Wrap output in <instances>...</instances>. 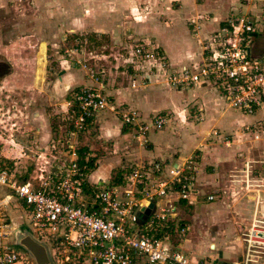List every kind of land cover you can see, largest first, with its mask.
Instances as JSON below:
<instances>
[{
  "label": "built area",
  "instance_id": "2783aa9c",
  "mask_svg": "<svg viewBox=\"0 0 264 264\" xmlns=\"http://www.w3.org/2000/svg\"><path fill=\"white\" fill-rule=\"evenodd\" d=\"M257 6L264 12V0ZM263 16L250 11L227 15L201 40L194 63L171 66L157 45L140 40L117 48L112 67L120 68L132 88L163 83L181 91L208 85L226 107L252 115L264 107V46L256 54L251 51L254 37L264 32L260 30L264 29ZM83 67L93 84L102 83L105 70ZM99 88L82 85L66 99L69 127L48 143L46 156L53 164L45 160V177L41 174L44 169H39L40 174L30 181L15 168L0 165V264H35L14 244L16 228L9 225L6 215L9 205L20 209L26 218L24 228L46 244L52 264H216L193 258L172 244L171 235H184L187 229L178 223L175 202L197 195L193 185L197 163L191 157L179 164L150 160L125 165L118 182L112 176L99 183L88 180L93 160L81 150L77 138L100 113L114 115L123 127L139 135L166 122V114L161 112L141 119L136 110L114 103L103 94L102 85ZM263 126L264 117L243 126L241 132L255 140ZM237 171L230 181L251 190L254 208L241 237L244 251L233 264H257L264 257V221L262 214L257 215L260 192L264 195V150L244 161ZM200 195L207 201L215 198L214 193ZM162 197L167 202L157 212L155 198ZM150 202L153 207L142 222L137 211ZM169 223H174L171 231Z\"/></svg>",
  "mask_w": 264,
  "mask_h": 264
},
{
  "label": "rangeland",
  "instance_id": "374dc122",
  "mask_svg": "<svg viewBox=\"0 0 264 264\" xmlns=\"http://www.w3.org/2000/svg\"><path fill=\"white\" fill-rule=\"evenodd\" d=\"M179 1L86 0L82 13L88 22L84 24L85 28L80 30L82 26L76 20L80 15H66L63 12V0H0V60L7 59L13 66L12 74L0 78V164L15 168L30 181H33L32 177L40 174L39 169H44L41 174L45 177L48 173L45 160L50 164L53 162L46 153L44 156L36 155L42 150H37L36 147L38 142L35 124L46 121L52 135L58 132L59 128L68 129L69 115L65 101L70 98L74 89L82 86L73 84L71 79L76 75L89 78L83 67L89 65L92 70H105L103 82L107 79L112 83L115 78L112 67L115 62L112 58L115 50L128 42L133 44L143 38L154 41V26L157 27L159 23L163 25L162 17L165 14L161 11H165L167 5L170 9H178L180 4H183ZM234 1L238 5L255 4L254 8H257L258 0ZM259 10L258 8L257 12ZM246 11L242 8L238 13ZM168 13L172 15L176 12ZM261 15L263 16L264 12L261 11ZM260 30L263 31V27ZM200 42L197 41L196 44L198 53ZM59 71L63 73L58 75ZM65 73L66 76L62 78ZM3 88L12 89L15 93L3 91ZM191 110V115L196 116V109ZM125 137L115 139L117 147H122L126 141L132 140L128 134ZM209 141L210 138L206 137L204 143ZM250 142L244 137L242 144L249 146L248 152L242 153V158L241 152L236 150L232 160L225 167L209 164L207 154L203 160H200V155L195 152L191 155L194 161H202L203 174L214 173L213 178L218 179L213 186L211 178L206 177L203 180V191L215 190L217 197L214 200L220 201L223 204L222 210L234 218L238 236L236 241H241L242 233L250 223L254 194L250 189L240 188V183L231 182L230 179L231 174H238L237 170L242 161L244 163L247 157L256 158V152L252 151L254 145ZM235 143L241 144L240 141ZM252 167H259V164L252 163ZM233 168L235 169L229 172ZM111 176L113 177V174ZM208 180L212 186L207 183ZM260 196L257 215L262 214L261 219L264 221V195L260 192ZM155 199L158 202V212L162 201L160 198ZM198 199L201 200L199 203H209L204 199V195ZM6 210L10 226L16 230L26 227V218L20 209L9 205ZM192 214L194 213L191 208V211L182 215L183 219L178 217V223L187 228L185 234L192 231V235L194 232H202V235L207 236L209 223H205L202 218L195 219ZM175 233L171 235L173 240L176 238Z\"/></svg>",
  "mask_w": 264,
  "mask_h": 264
},
{
  "label": "crops",
  "instance_id": "0c3cea01",
  "mask_svg": "<svg viewBox=\"0 0 264 264\" xmlns=\"http://www.w3.org/2000/svg\"><path fill=\"white\" fill-rule=\"evenodd\" d=\"M179 2L183 4H180L178 9H170L167 5L165 11H161L166 16L162 17L163 25L159 23V27L154 26L156 28L153 30L154 41L150 40L165 54L171 66L194 63L199 54L197 41L200 42L210 32L216 30L231 10L235 13L243 8L252 14H261L260 10L257 12L258 6L254 8L251 3L239 2L238 5L234 0H180ZM85 5L86 0H63L62 3L66 15L70 13L80 15L76 19L82 26L80 30H83L84 24L88 22L82 13ZM168 12L176 13L171 15ZM189 22L194 24L190 25ZM140 40H149V38ZM263 46L264 32H259L251 43L252 53H258ZM119 69H114L115 78L112 79V83L107 79L103 82L104 77H102L101 84H93L84 75H76L71 80L75 85L92 84L98 88L102 85L101 91L108 99L136 110L141 119H148L154 113L161 112L166 114V122L159 129H150L144 135H139L132 129L123 127L114 115L108 112L100 113L87 130L77 138L81 150L87 152L93 160L92 168L88 173L90 182L106 181L117 169L128 164H140L150 160L179 164L191 157L193 152L200 155V160H203L207 154L209 157L207 162L212 166L219 164L225 167L232 160L236 150L241 152L242 158V153L248 152L249 146L242 144L244 137L254 145L252 151L257 155L264 150V130L255 140L241 132L243 126L253 125L264 117V107L252 115H242L226 107L217 92L205 84L181 91L163 83L139 84L132 88L128 86V78L120 74ZM66 74H62L61 77H65ZM191 109H196L194 112L196 116L191 115L193 112ZM262 128L264 129V126ZM61 129L59 128L58 132ZM36 132L38 142L36 147L37 150H42L36 155L40 156L48 153V143L58 132L52 135L46 121L38 122ZM127 134L132 140L126 141L122 147H117L115 139L126 138ZM206 137L211 141L204 143ZM238 141L242 145L235 143ZM16 158L19 160L18 157ZM201 162L199 160L196 162L197 170L193 184L197 190L195 199L190 197L189 201L175 202V212L179 218H182V215L192 208L194 213L192 217L202 218L205 223H209L208 235L204 236L202 232H194L192 235V231L184 235L176 234L172 244L193 258L208 259L216 264H233L240 260L244 251V242L241 238V241H236L238 236L235 232L234 218L222 210L223 204L220 201L214 200L217 197L215 190L203 191V180L206 177L211 178L213 186L218 179L213 178L214 173L203 174ZM242 163L243 161L241 166ZM234 169H230L229 172ZM207 183L210 184L209 180ZM202 193H214L215 198L207 204L199 203L201 200L198 198ZM160 200L161 206L167 202L164 197ZM257 264H264V257Z\"/></svg>",
  "mask_w": 264,
  "mask_h": 264
},
{
  "label": "water",
  "instance_id": "95a60500",
  "mask_svg": "<svg viewBox=\"0 0 264 264\" xmlns=\"http://www.w3.org/2000/svg\"><path fill=\"white\" fill-rule=\"evenodd\" d=\"M63 73L59 71L58 75ZM54 170V169H53ZM153 207L150 202L147 206H140L137 215L140 221H144ZM14 244L19 246L33 260L35 264H52L49 259L48 248L45 243L35 238L29 230L22 228L13 232ZM225 264V263H222Z\"/></svg>",
  "mask_w": 264,
  "mask_h": 264
},
{
  "label": "flooded vegetation",
  "instance_id": "af4514ba",
  "mask_svg": "<svg viewBox=\"0 0 264 264\" xmlns=\"http://www.w3.org/2000/svg\"><path fill=\"white\" fill-rule=\"evenodd\" d=\"M12 69H13V66L11 65V63L7 59L6 60H0V78H3L4 75L6 76V75L12 74V72H11ZM3 91H9V92L15 93V91L12 89L8 90V89L3 88ZM37 126H38V124L36 123L35 129Z\"/></svg>",
  "mask_w": 264,
  "mask_h": 264
},
{
  "label": "trees",
  "instance_id": "16d2710c",
  "mask_svg": "<svg viewBox=\"0 0 264 264\" xmlns=\"http://www.w3.org/2000/svg\"><path fill=\"white\" fill-rule=\"evenodd\" d=\"M92 160V159H91ZM89 166H90V170L92 168V162L90 161L89 162ZM123 171V168H120V169H117V171L115 172V174L113 175L112 179L114 181H117L120 179V176H121V172ZM174 226V223H169V230L171 231L172 227Z\"/></svg>",
  "mask_w": 264,
  "mask_h": 264
}]
</instances>
